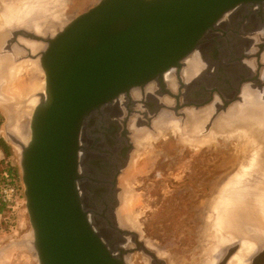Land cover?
<instances>
[{
    "label": "water",
    "instance_id": "water-1",
    "mask_svg": "<svg viewBox=\"0 0 264 264\" xmlns=\"http://www.w3.org/2000/svg\"><path fill=\"white\" fill-rule=\"evenodd\" d=\"M24 41L45 49L28 59ZM16 49L15 64L38 61L45 77L27 144L6 128L18 100L6 90L7 79L0 84L4 133L22 148L30 243L39 264H128L135 252L153 254L124 210L121 181L139 141L159 133L160 117L178 122L184 139L216 130L264 138V0H100L52 36L11 30L0 57ZM233 110L245 111V118L231 120ZM247 114L258 115L254 123L263 130L243 129ZM242 218L258 220L248 235L237 229L246 220L235 224ZM220 227L222 236L235 239L221 244L218 264H229L244 238L256 242L248 264H264L258 207L234 202Z\"/></svg>",
    "mask_w": 264,
    "mask_h": 264
},
{
    "label": "rangeland",
    "instance_id": "rangeland-1",
    "mask_svg": "<svg viewBox=\"0 0 264 264\" xmlns=\"http://www.w3.org/2000/svg\"><path fill=\"white\" fill-rule=\"evenodd\" d=\"M99 2L100 0H67L68 4L63 11L65 22H70ZM29 70L34 74L26 70L12 86V91L19 96H24L21 91L24 90L23 87H31L37 80L44 83L42 72L38 74L32 68ZM24 118V122L20 123L18 120L15 127L30 134L28 125L31 117ZM0 122V136L10 147L9 158L0 150V173L4 168H11L22 194L16 209H5L0 214V264H39L30 243L32 227L23 194L21 153L18 154V147L6 138L4 131L7 118L2 106ZM173 131L160 138L153 136L151 142L138 149L132 167L121 181L126 190L124 210L143 242L154 247L167 262L205 264L206 254L215 245L214 243L212 247V228L209 225V214L212 213L208 208H212V198L217 186L239 169L245 155L233 138L219 136L216 142L209 138L194 142L188 137L184 139L180 136V130ZM242 149L245 150L244 147ZM166 159L169 160L165 163ZM208 174H211L209 179H214V182L206 189L211 188L213 193L199 195L202 193L199 189L203 186L201 181ZM204 180L208 181L206 178ZM129 259L131 264L147 262L142 252L131 254Z\"/></svg>",
    "mask_w": 264,
    "mask_h": 264
},
{
    "label": "bare ground",
    "instance_id": "bare-ground-1",
    "mask_svg": "<svg viewBox=\"0 0 264 264\" xmlns=\"http://www.w3.org/2000/svg\"><path fill=\"white\" fill-rule=\"evenodd\" d=\"M67 4H68L67 0H0V6H1L0 45L2 44L3 40L7 37V35H9V32L15 28H25L26 27V28H31L30 30L33 29L39 34H44L45 36L54 35L59 29H62L66 25V22L64 20L65 16L63 15L64 14L63 11L66 8ZM35 49L42 51L45 49V47L38 44V46H36ZM13 54L14 55H9L6 53V55L0 57V81H2L3 79L4 80L7 79L6 90L8 92H12V94L15 95L14 98L18 100L17 103H15V105L13 104L11 108H9V115H8L9 120H8L6 128H8L11 131V135L12 134L16 135L17 137L20 138V140L24 144H27L30 140V134H27L28 131L27 133L24 132L23 129L18 130L15 127L17 125L16 122L19 120L20 123H23L25 120L24 117H27V116L32 117L35 107L37 106L39 101L43 99L45 95V77H44V83H41L40 80L35 79L37 81L35 82V80H33L35 82L33 86L23 87L24 90H21V91L24 96H19L17 93H14V91H12L13 84L16 82V79H18L20 75H22L24 72H27L26 70H29L32 68L38 74H40V72L43 73V71L41 67L39 66L38 61L29 60V63L28 61H23L19 64H15V61L21 55V52H13ZM7 55L9 57H6ZM13 56L14 57L16 56L15 57L16 59L15 58L13 59ZM33 62H36V63H33ZM191 63L192 61L190 62V64ZM35 78L39 79V76L38 77L36 76ZM172 80H173V77L171 75H167V82L168 81L172 82ZM22 84L20 85L23 86ZM21 106H24V107H21ZM241 113H243L244 115H242ZM248 113L250 114V112ZM245 114H246L245 111L241 112V110L239 111L233 110V112L230 113L229 118L231 119V118L238 117L242 119L243 117L245 118ZM249 114L247 115H248V118L251 120H254V116H258V115L249 116ZM260 120L262 121L261 118ZM263 123L264 121L262 122V124ZM220 124L218 125V127L220 126ZM155 126L158 127L159 129V133L157 134V136H154L155 138L158 137L160 133L162 134V132H167L171 129L180 130L179 123L176 121L167 119L166 116L160 117L159 121L156 122ZM224 132L226 133V131L216 130L207 138H209L212 142H216L217 139L220 138L218 134L224 133ZM256 135L258 134H254L249 131H242V132L232 131L224 135L228 138H233L234 140H237V144L241 147V152L243 151L245 156L241 153V155L244 157L242 158L241 165L239 164L238 166L239 169H237V171L234 174L230 175V177L223 184H219L217 186L216 197L213 200V207H214L215 202L218 203L221 199L224 200L226 198L224 194L227 190L228 191L232 190L234 193V195H232V201L229 203L224 200L222 201V203L223 202L228 203L229 208H231L234 202L238 203V201H235V198H237L239 202L241 203L240 199L244 198L245 196H248V201L244 200L247 206L248 207L255 206L256 208L258 207V210L261 211L264 217V175H262V173H264V138L262 140L261 138L258 137L260 135L258 136ZM187 137L190 138L194 142L199 141V139L196 140L193 137L185 136V138ZM152 139H153V135L149 134L145 137V139L140 140L139 143L141 147L142 146L145 147L149 142L152 141ZM15 146L18 147L17 148L18 154L22 153L21 146L16 145V144ZM242 147H244L245 150L247 149V151L243 150ZM228 188H231V189H228ZM258 197L262 198L260 199L261 200L260 203H258L257 201ZM216 212H218L217 216H218L219 222L221 223L222 213L228 212V209L227 211L226 209L220 210V206H217ZM211 235H210L211 237L217 240L224 239L226 237V236H222L221 227H218V226H215V229L213 228L211 230ZM247 241L249 240H247V238H244V240L241 242L242 247H243V244ZM221 244L222 243H219L218 249L220 248ZM245 249L246 250H244L241 253L246 256H243L242 254H240L238 257H236L232 261V264H242L244 261V258H248L254 252L253 245H249ZM218 252L219 250L217 251V254ZM245 263H246V259H245ZM128 264H130V261L128 262Z\"/></svg>",
    "mask_w": 264,
    "mask_h": 264
},
{
    "label": "flooded vegetation",
    "instance_id": "flooded-vegetation-1",
    "mask_svg": "<svg viewBox=\"0 0 264 264\" xmlns=\"http://www.w3.org/2000/svg\"><path fill=\"white\" fill-rule=\"evenodd\" d=\"M26 28V27H25ZM28 29H31V28H28ZM33 30V29H32ZM8 34V33H7ZM7 37H8V35H7ZM6 37V38H7ZM5 38V39H6ZM4 39V40H5ZM23 46H26L27 48V50L25 49L24 50V55H25V57L26 58H28L29 59V56H31V54L33 55L34 54V52H39L40 50H38V49H35V47L36 46H38V44L37 43H34V42H30V41H28V42H26V41H24V43L22 44ZM1 46V45H0ZM13 52H21L20 50H13ZM23 55V54H22ZM6 57H9L8 55L6 56ZM7 61H9V60H7ZM32 62V61H31ZM28 63H29V60H28ZM33 63H36V62H33ZM26 64V63H25ZM29 72H31L30 70H28ZM31 74H34L33 72H31ZM261 78V77H260ZM244 78H240V77H238V79H237V82L238 83H240L242 80H243ZM227 80H229V79H227ZM227 80H225V81H227ZM4 81V79L2 80V81H0V82H3ZM173 81V80H172ZM261 81H263L262 80V78H261ZM168 83H171L170 81H168ZM260 83V82H259ZM256 84V83H255ZM252 90H254L256 87L255 86H252ZM256 91V90H255ZM259 91H260V87H259ZM259 91L257 92V93H253V92H249L248 91V93H249V95L250 96H252V98L254 97V96H257V97H259L260 95H259ZM248 93H247V91L244 93V95H248ZM234 95L236 96L237 95V93H234ZM261 97V96H260ZM233 98H229V100H232ZM222 101H219L218 102V105L219 106H222ZM247 104V103H246ZM213 111H217L216 109H214ZM216 120L214 119L213 120V122H215ZM246 122H248L247 124H244L245 126L243 127V129H246V130H252V131H255V130H257L256 128H255V123H254V120H246ZM231 124H233L234 126H236L233 122L231 123ZM156 125V124H155ZM258 126L260 125V124H257ZM258 126H256V127H258ZM156 127V126H155ZM260 127V130H263V126H259ZM254 129V130H253ZM136 153V152H135ZM134 153V154H135ZM169 159H166L165 160V163L168 161ZM262 175H264V173H262ZM210 176H211V174H208L207 176H205V178H206V180H208L209 178H210ZM224 175H222V177H223ZM205 178H203L202 179V181H201V183H203V186H202V188H199L200 190H202V193H199V195H207V193H213L212 192V190H211V188H209V189H206L207 187H210L211 186V184H212V182H214V179H209L208 181H205L204 179ZM227 180V179H226ZM225 180V181H226ZM216 182V181H215ZM215 185V184H214ZM198 186H199V184H198ZM212 187H213V185H212ZM228 189H231V188H228ZM242 193V192H241ZM236 194V193H235ZM213 195V194H212ZM232 195H234V193H233V191L232 190H227L226 192H225V194H224V196L226 197L224 200L225 201H227V202H231L232 201ZM215 197H216V191H215V194H214V196H213V200L215 199ZM221 197V196H220ZM260 199H262V198H260V197H258V199H257V201H258V203H260ZM223 199H221L218 203H216L215 201V203H214V207H213V204H212V208L210 209V208H208L209 209V212L210 213H212V214H209L210 216H209V219H211L210 221H209V225H210V228H214L215 229V226H218V227H220L219 225H220V222H219V219H218V216L217 215H215V213L214 212H216V210H217V206H220V210L221 209H226V211H227V209H228V211H229V205H228V203H222V201H224ZM234 200V199H233ZM244 200L246 201H248V196H245L244 198H241L240 199V201L241 202H244ZM212 201V200H211ZM211 201H210V203H211ZM235 201H238L239 202V200L237 199V198H235ZM209 203V204H210ZM209 204H208V206H209ZM260 205V204H259ZM244 220H246L245 221V223H247V224H241V225H239L238 226V228L237 229H239L240 230V232H242V233H245V231L246 230H248V233L246 234V235H248V234H250L249 233V229L250 228H252L253 226H257V224H258V220H257V218L256 219H249V218H242V219H236V221H235V224L238 222H244ZM213 221H214V225H213ZM235 239V237L233 238V236L232 235H227L224 239H219V240H217V239H214L213 237H211V242H212V247H213V244L215 243V245H214V247L213 248H211L209 251H208V253L206 254L207 255V259H206V263L205 264H218V262H219V260H220V257L222 256V249L221 248H219L218 249V245H219V243H223V242H227V244H230L233 240ZM217 240V241H216ZM145 245L146 246H148V249H150V252H152L153 254L152 255H148V254H146V253H144V252H142L145 256H146V260H147V262H146V264H172V263H169V262H167L166 261V259H165V257L162 255V254H160V253H158L156 250H155V248L154 247H151V246H149L148 244H146L145 243ZM231 245V244H230ZM246 245V246H245ZM249 245H253V250H254V252L251 254V256H249L248 258H244V261H243V263L242 264H248V261H249V259H250V257H252L254 254H255V252H256V243L253 241H251V240H249V241H247V242H245L244 244H243V247H242V250L240 251V253L237 255V256H235L234 258H233V260L236 258V257H238L240 254H242L241 252H243L244 250H246L245 248H247ZM135 247H136V244L134 245ZM219 250V252H218V254H217V251ZM243 255V254H242ZM243 256H246V255H243ZM245 259H246V263H245ZM232 260V261H233ZM130 261V259L128 260V262ZM232 261L230 262V264H232ZM130 264H131V262H130Z\"/></svg>",
    "mask_w": 264,
    "mask_h": 264
},
{
    "label": "built area",
    "instance_id": "built-area-1",
    "mask_svg": "<svg viewBox=\"0 0 264 264\" xmlns=\"http://www.w3.org/2000/svg\"><path fill=\"white\" fill-rule=\"evenodd\" d=\"M22 194L15 175L9 168L0 173V203L8 210H14L20 203Z\"/></svg>",
    "mask_w": 264,
    "mask_h": 264
},
{
    "label": "trees",
    "instance_id": "trees-1",
    "mask_svg": "<svg viewBox=\"0 0 264 264\" xmlns=\"http://www.w3.org/2000/svg\"><path fill=\"white\" fill-rule=\"evenodd\" d=\"M0 125H1V122H0ZM0 150H2V152L4 153L6 158L10 157V147L6 144V142L4 141V139L1 136H0ZM9 169H11V168H9ZM5 209L6 208L0 203V214H2L5 211Z\"/></svg>",
    "mask_w": 264,
    "mask_h": 264
}]
</instances>
